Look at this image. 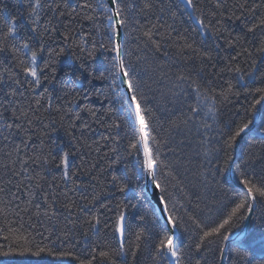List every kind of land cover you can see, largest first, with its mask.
I'll use <instances>...</instances> for the list:
<instances>
[{
	"label": "snow or ice",
	"instance_id": "snow-or-ice-1",
	"mask_svg": "<svg viewBox=\"0 0 264 264\" xmlns=\"http://www.w3.org/2000/svg\"><path fill=\"white\" fill-rule=\"evenodd\" d=\"M262 102L264 0H0V257L219 264L264 202L228 113Z\"/></svg>",
	"mask_w": 264,
	"mask_h": 264
},
{
	"label": "trees",
	"instance_id": "trees-1",
	"mask_svg": "<svg viewBox=\"0 0 264 264\" xmlns=\"http://www.w3.org/2000/svg\"><path fill=\"white\" fill-rule=\"evenodd\" d=\"M15 3L16 0H13ZM183 19L185 20L187 24H191L192 22L187 19V15L183 16ZM239 30V29H237ZM102 60V58H101ZM70 63V61H69ZM98 66H100V62L98 61ZM99 83V82H98ZM86 86V82H85ZM86 103L92 102L91 100L85 101ZM242 103L247 106L249 101H242ZM97 107L99 104L97 103ZM118 106V105H117ZM237 107H239V103L237 104ZM233 113H235L233 115ZM228 116L236 122H240L242 119H250L252 120V123L249 126V129L245 131V137L241 139V137L238 138L237 144L233 150V156L234 157H241L242 154L249 148L250 144L255 145V151L260 152L261 150H264V102H262L261 105L256 106V110L245 112L243 110H240L239 112L236 111V108H233L231 112L228 113ZM252 129V130H251ZM103 131V130H101ZM244 134V133H243ZM60 138L63 139V133L59 134ZM242 136V135H241ZM94 139H99V134H96ZM125 164L128 165L129 168H132V161L131 158L122 161L121 164L118 166L117 171L123 172ZM217 180L220 181L221 185L224 187L225 190L231 191L233 189H238V183L231 171L229 169L227 172H225L223 175L218 176ZM209 198H211L212 193L211 191L208 192ZM217 196H219V193H217ZM149 199L150 196H149ZM154 206V203H153ZM11 219H15V217H11ZM2 223V221H0ZM245 223H242L238 227H235L232 232L233 235H242L245 232ZM264 223V202H258L255 204L254 212L252 213V217L250 219V225L249 229L246 233V236L242 240L244 242V245L246 247L251 248L253 251L250 255V259L252 264H264V230L260 228V225ZM7 235L6 232H0V245H6L8 241H5L3 239V236ZM178 237L180 241H183L184 243L187 242V235L184 233H178ZM47 243V241H45ZM85 241L81 240V243L76 246L74 251L77 253V255L81 256V258H85L89 254V250L84 247ZM232 243L228 244L227 250L224 254V260L225 264H232V256L233 252L231 250ZM38 258L36 257H30V256H14V257H0V264H5L6 261L11 262V264H28L29 261L35 262ZM44 260L49 261V264H76V261H73L71 259H66L63 261L55 260L51 257H43ZM141 262L142 264H147V261H144L143 256H141ZM219 264H222V261L219 262Z\"/></svg>",
	"mask_w": 264,
	"mask_h": 264
},
{
	"label": "water",
	"instance_id": "water-1",
	"mask_svg": "<svg viewBox=\"0 0 264 264\" xmlns=\"http://www.w3.org/2000/svg\"><path fill=\"white\" fill-rule=\"evenodd\" d=\"M150 198H151V197H150ZM153 202H154V201H153ZM251 217H252V214L250 215V219H251ZM250 219H249L248 221H246V223H245V232H244L243 235H241V236H240V235L232 236L231 239H230V241L226 242V249H225V251L227 250L228 244H229L230 242H233L234 240H236V239H237V236H239V237L241 238V240L244 239V237L246 236V233H247V231H248V229H249ZM222 264H225V260H224V259L222 260Z\"/></svg>",
	"mask_w": 264,
	"mask_h": 264
},
{
	"label": "bare ground",
	"instance_id": "bare-ground-1",
	"mask_svg": "<svg viewBox=\"0 0 264 264\" xmlns=\"http://www.w3.org/2000/svg\"><path fill=\"white\" fill-rule=\"evenodd\" d=\"M252 130V129H251ZM245 137V133L244 134H242V136H241V139H243ZM154 203V202H153ZM255 208V207H254ZM230 243H232V242H230Z\"/></svg>",
	"mask_w": 264,
	"mask_h": 264
},
{
	"label": "rangeland",
	"instance_id": "rangeland-1",
	"mask_svg": "<svg viewBox=\"0 0 264 264\" xmlns=\"http://www.w3.org/2000/svg\"><path fill=\"white\" fill-rule=\"evenodd\" d=\"M255 209V208H254Z\"/></svg>",
	"mask_w": 264,
	"mask_h": 264
}]
</instances>
